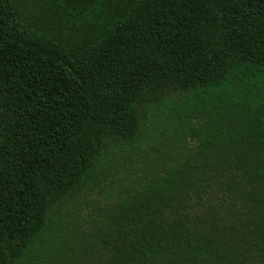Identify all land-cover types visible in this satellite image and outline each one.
Returning <instances> with one entry per match:
<instances>
[{
  "label": "trees",
  "instance_id": "trees-1",
  "mask_svg": "<svg viewBox=\"0 0 264 264\" xmlns=\"http://www.w3.org/2000/svg\"><path fill=\"white\" fill-rule=\"evenodd\" d=\"M0 264H264V0H0Z\"/></svg>",
  "mask_w": 264,
  "mask_h": 264
}]
</instances>
